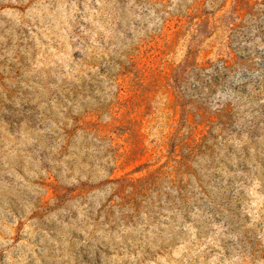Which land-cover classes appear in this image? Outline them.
I'll use <instances>...</instances> for the list:
<instances>
[{
	"label": "rangeland",
	"instance_id": "1",
	"mask_svg": "<svg viewBox=\"0 0 264 264\" xmlns=\"http://www.w3.org/2000/svg\"><path fill=\"white\" fill-rule=\"evenodd\" d=\"M0 264H264V0H0Z\"/></svg>",
	"mask_w": 264,
	"mask_h": 264
}]
</instances>
